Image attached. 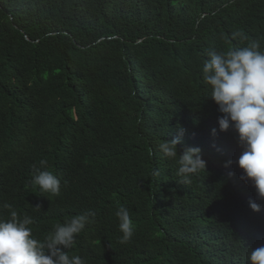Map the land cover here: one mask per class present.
Segmentation results:
<instances>
[{
    "label": "trees",
    "instance_id": "obj_1",
    "mask_svg": "<svg viewBox=\"0 0 264 264\" xmlns=\"http://www.w3.org/2000/svg\"><path fill=\"white\" fill-rule=\"evenodd\" d=\"M253 40L264 50V0H0V184L27 206L34 170L56 175L60 195L26 216L95 212L60 246L85 264H249L264 246V208L249 201L264 200L241 179L202 65ZM180 128L178 154L198 146L207 162L188 184L159 149ZM120 206L135 225L125 244Z\"/></svg>",
    "mask_w": 264,
    "mask_h": 264
},
{
    "label": "clouds",
    "instance_id": "obj_2",
    "mask_svg": "<svg viewBox=\"0 0 264 264\" xmlns=\"http://www.w3.org/2000/svg\"><path fill=\"white\" fill-rule=\"evenodd\" d=\"M232 36L242 41L249 39L242 31ZM207 56L202 65V78L210 86V98L222 114L218 117L219 131L232 129L238 134L242 152L236 163L242 169L241 179L250 180L258 198L264 200V50L259 40H253L246 46L224 52L210 51ZM183 132L180 128L179 135L160 143L159 149L163 156L176 161L181 183L188 184L195 175L207 170V162L198 146L178 154L177 145ZM216 134L217 129H212V135ZM231 163L226 161L224 167L228 168ZM40 165L46 166L47 161L41 160ZM228 175L234 174L229 172ZM31 183L38 186L40 192L24 188L27 201L22 202H29L27 206L11 201L13 195L7 192L12 188L0 184V203H9L0 204V264H85L81 256L67 254L60 246L74 247L76 237L86 226L95 223L96 213L88 211L62 223L55 222L48 212L36 220L26 216L42 193L59 196L61 191V180L51 171L35 169ZM249 206L254 212L264 208L251 200ZM116 216L122 233L119 242L128 243L135 231L128 208L120 206ZM248 260L249 264H264V246L251 250Z\"/></svg>",
    "mask_w": 264,
    "mask_h": 264
}]
</instances>
